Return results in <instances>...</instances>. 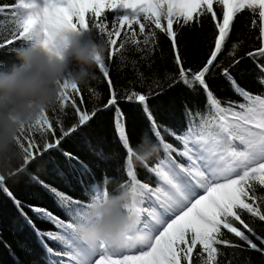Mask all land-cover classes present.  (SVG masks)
Returning <instances> with one entry per match:
<instances>
[{"label":"snow or ice","instance_id":"obj_1","mask_svg":"<svg viewBox=\"0 0 264 264\" xmlns=\"http://www.w3.org/2000/svg\"><path fill=\"white\" fill-rule=\"evenodd\" d=\"M217 5L221 9L219 14L214 9ZM109 11L116 13L111 24L107 22ZM245 11L258 17V22L252 19V26L258 27L257 39L260 41L258 47L248 51L246 56L255 63L257 71L264 74V0H16L14 5H0V15L7 14L12 26L9 38L0 42V49L17 41L24 42L34 28H39L45 36L58 31H82L92 39V29H95L99 34V38L94 39L96 44L104 50L105 46L112 50L109 59L117 52L123 56L127 47L132 46L142 54L140 59L146 62V67L152 69L155 61L151 56L157 50L156 30H159L170 40L173 61L178 68V74L165 72L163 77L153 74L155 92L150 88L148 94L126 90L118 95L103 56L99 72L110 90V98L104 108L115 109L116 129L123 147L127 149L126 175L130 179L121 187L131 193L129 213L134 216L135 225L115 245H87L76 236V224L93 226L91 209L105 200L109 193L106 189L101 192L93 187L94 195L90 202H73L58 190L50 189L66 209L70 220L66 223L40 207L32 208L36 213H43L59 229L55 233L35 230L45 251V264H195L194 252L197 249L198 264H218L221 255L218 246H246L264 256V94L250 93L235 78L234 74L243 75L239 65L245 58L238 56L239 42L228 50L227 56L231 58L228 63L218 60L229 40L234 19ZM205 16L216 30L214 47L201 67H186L178 44V29L191 26L193 22L200 23ZM86 17H90L91 22ZM122 35L124 38L118 45L117 38ZM136 63L133 59L132 64ZM135 74L140 87H143L149 78L139 68H135ZM218 74L229 82L244 102L229 99L222 103L214 95L208 81ZM163 81H168L166 86ZM178 83L189 89L198 85L207 98L204 111L185 104L186 127L180 132L160 125L149 104L151 98L163 95ZM259 83L264 85V75L259 78ZM72 93L78 95L80 89L69 88L65 84L64 98L58 107L61 112L68 107L74 110L78 120L73 125L68 128L61 126L57 136L47 112L36 122L43 141L42 153L57 149L64 138L97 117L99 108L90 112L82 109L78 105L84 104V99L77 101ZM124 101L142 106L150 125L134 146H130L125 126L120 122L124 113L119 104ZM30 129L23 130L21 134ZM161 129L181 147L177 149L163 142ZM49 135L57 137L54 142L49 141ZM142 137L147 138L145 148L156 145L164 151V156L154 167L143 164L156 177L154 187L138 180L133 170V152L141 145ZM26 138V145L20 136L17 140L23 153L22 166L8 175L0 173V190L9 196L12 193L6 181L26 173L28 166L40 158L33 152L34 149L41 151L37 142L31 137ZM65 155L71 158L70 154ZM104 183L107 184L108 180ZM21 212L26 222L32 225L22 208ZM227 234L243 245L228 238ZM43 236L59 244L60 249L50 247Z\"/></svg>","mask_w":264,"mask_h":264},{"label":"trees","instance_id":"obj_2","mask_svg":"<svg viewBox=\"0 0 264 264\" xmlns=\"http://www.w3.org/2000/svg\"><path fill=\"white\" fill-rule=\"evenodd\" d=\"M16 0H0V5H14ZM214 9L221 12L220 6H214ZM10 11V10H9ZM107 22L111 24L116 13L107 12ZM91 22L90 17H86ZM222 19V16L220 17ZM253 17L249 11L237 15L233 22V28L229 36L227 45L218 60L228 63L231 58L227 56L228 50L233 44L239 42L240 47L238 56H244L239 65L243 75L234 74L240 86L252 94H264V85L259 83V78L264 75L257 71L255 63L246 56L248 51L255 50L260 41L257 39L258 27L252 26ZM12 31L11 21L7 14L0 15V42L9 38ZM158 34L157 50L151 56L154 60L152 69L146 67V62L140 59L142 55L136 52L132 46H128L123 56L119 52L111 59L109 54L111 49L105 46L104 57L106 66L109 68L110 77L118 95L126 90H136L141 94H148L151 88L152 92L157 91L152 77L155 73L163 77L165 72L178 74V68L173 61L171 51V42L168 38ZM94 39L99 38L98 30L92 29ZM216 30L214 24L205 16L201 18L200 23L193 22L191 26L178 29V44L182 52L185 66L189 68H198L209 57L210 51L214 47V38ZM117 38V43L123 39ZM106 39V38H105ZM142 39V38H141ZM23 41H17L13 45H7L0 49V66L9 67L15 61L14 49L22 46ZM136 60V65L132 60ZM135 68L145 73L148 77L143 87H140L135 74ZM96 80L92 81L88 89H80L77 95L72 93L79 101L84 99V104L78 106L84 110L91 111L99 108L97 117L89 121L88 125L80 126L76 133L70 137L64 138L57 149L42 153L43 141L40 139V133L37 126H32L25 134H20L21 141L26 145L31 137L37 142V147L41 151L33 150L34 155L40 158L28 166V171L21 174L18 178L14 177L6 181V185L12 196L0 190V264H45V251L41 247L40 238H38V229L40 233L57 232L59 229L52 222H49L43 213H36L33 207H40L46 210L64 222H69L70 217L66 214V209L61 206L57 197L50 189H56L60 193L71 198L73 202H90L93 187L99 188L101 192L105 189L109 195H114L120 189L121 184H127L130 178L127 177V149L122 145L119 139V133L116 129L117 116L114 108L106 109L104 105L110 98V90L107 82L104 80L99 68L95 70ZM164 85L168 81H163ZM214 95L223 102L232 100L244 102L243 99L234 92L229 82L222 76L217 75L208 81ZM91 89V91H90ZM97 93L99 94L97 96ZM71 103V97L68 101ZM207 98L203 89L198 85L189 89L182 83L175 87L168 88L163 95L155 96L149 100L151 110L156 120L162 126L170 127L177 132L183 131L186 127L184 117V106L204 111ZM124 113L121 123L125 126L126 134L129 137L130 146H134L141 134L149 130V121L145 118L142 106L126 101L119 104ZM70 107L64 112L55 107L47 112L49 122L54 125L57 136L61 126L68 128L73 125L78 117ZM62 122V123H58ZM163 142L172 144L179 149L181 145L167 133H163ZM56 136L49 135V141L54 142ZM70 154L71 158L65 154ZM164 156V151L159 148L158 154L147 162L149 168L154 167L157 160ZM175 156V153H173ZM180 159L179 157H176ZM133 160V170L137 173V178L141 182H147L150 186L156 185V177L139 163L135 157ZM22 166V159L15 165L14 169ZM12 171V170H11ZM9 171V172H11ZM8 172V173H9ZM5 174V175H8ZM108 180L105 184L104 181ZM47 186V187H46ZM17 201L20 204H17ZM27 214L32 221V225L26 222ZM247 219V216L245 217ZM228 238L236 243L243 245V242L227 234ZM43 240L53 249H60V245L42 237ZM259 244V241H256ZM220 247L221 255L218 257V264H264V256L246 246L241 248ZM264 247V245H262ZM199 249L194 252L195 264H198L196 255Z\"/></svg>","mask_w":264,"mask_h":264},{"label":"clouds","instance_id":"obj_3","mask_svg":"<svg viewBox=\"0 0 264 264\" xmlns=\"http://www.w3.org/2000/svg\"><path fill=\"white\" fill-rule=\"evenodd\" d=\"M104 49L82 31H58L45 36L39 28L30 31L24 44L14 49L15 61L0 66V173L13 170L22 158L19 135L36 124L44 114L63 100L65 84L73 89H88L96 80L95 70ZM146 137L133 152L147 164L159 151L156 145L145 148ZM130 191L120 189L91 209L93 226L76 224L75 234L87 245H115L135 225L129 213Z\"/></svg>","mask_w":264,"mask_h":264}]
</instances>
